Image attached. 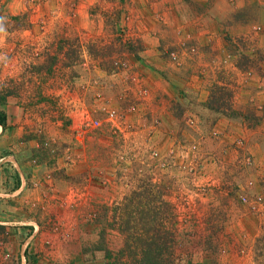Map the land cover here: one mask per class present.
<instances>
[{
  "label": "rangeland",
  "instance_id": "rangeland-1",
  "mask_svg": "<svg viewBox=\"0 0 264 264\" xmlns=\"http://www.w3.org/2000/svg\"><path fill=\"white\" fill-rule=\"evenodd\" d=\"M0 16L26 21L0 32V82L36 53L81 55L59 66L77 74L55 92L67 126L39 104L0 131V264H264V0H0Z\"/></svg>",
  "mask_w": 264,
  "mask_h": 264
},
{
  "label": "trees",
  "instance_id": "trees-1",
  "mask_svg": "<svg viewBox=\"0 0 264 264\" xmlns=\"http://www.w3.org/2000/svg\"><path fill=\"white\" fill-rule=\"evenodd\" d=\"M16 20V17H12L10 21L14 23ZM24 22L26 21H23L19 24H11L9 21L3 20L0 16V32L12 33L14 31H17L21 28ZM74 45L76 44H71V47H73ZM80 57L81 55L77 56V54L73 51H69L63 57H57V55L51 56L50 53H36L33 56L34 61H41V63H30L26 68L27 73L22 74L20 78H7L3 82H0V106L2 108H5L9 104L15 103L23 110H26L27 108H35L39 104H45L43 108H49L46 113L44 109L41 114L43 115L49 112L51 113L53 111L54 115L52 121H62L66 123L65 125L67 126L70 123V119L67 116V111L63 110L62 112L61 107H56V104L60 102V96H57L55 92L60 90L64 86L69 87L70 85H72L73 81L77 78V74L75 73V71L71 70L67 72L65 68L59 66L63 65L64 67L69 69L72 66L81 63ZM0 65L2 66V64ZM254 72L259 74L261 77H264L263 70H260L256 67ZM111 73H114V71H112ZM215 91H217V89L209 90V109L226 116V111H229L231 106H229L228 103L217 99ZM18 100L23 102H19ZM216 100L219 101V103H216ZM253 110L254 114L251 117L255 122V127L258 129L260 128L259 123H262V121H264V109H262V115L260 117L256 115V111H258L259 109L255 105ZM232 114H230V116H232ZM5 121L6 114L4 112V109H2V111L0 112V126L2 127V129H4L6 126ZM150 203L151 202L149 200L147 204H145V206L148 207ZM163 234L167 233H161L157 231V233H151L147 235L144 240V247H146L143 249L144 255H153L151 254L152 250L147 246V242L157 241V236H163ZM139 240H143V238H140Z\"/></svg>",
  "mask_w": 264,
  "mask_h": 264
},
{
  "label": "crops",
  "instance_id": "crops-1",
  "mask_svg": "<svg viewBox=\"0 0 264 264\" xmlns=\"http://www.w3.org/2000/svg\"><path fill=\"white\" fill-rule=\"evenodd\" d=\"M4 112L6 114V121H5L6 122L5 128H6L12 124H15L16 120L19 119L20 107L18 105H16L15 103H11L4 108ZM5 128L2 129V127L0 126V131L5 130ZM26 227H28V226H26ZM15 236H16L17 241L23 242V245H21L22 246L21 251H23L25 246H27L29 241L35 236V231L31 232L30 229H28V228L20 229V230H18V233L15 234ZM41 244H42L41 242L37 243V246H41ZM22 262L23 261L21 260V264H23Z\"/></svg>",
  "mask_w": 264,
  "mask_h": 264
},
{
  "label": "built area",
  "instance_id": "built-area-1",
  "mask_svg": "<svg viewBox=\"0 0 264 264\" xmlns=\"http://www.w3.org/2000/svg\"><path fill=\"white\" fill-rule=\"evenodd\" d=\"M110 116L112 117L113 116V113H111Z\"/></svg>",
  "mask_w": 264,
  "mask_h": 264
}]
</instances>
